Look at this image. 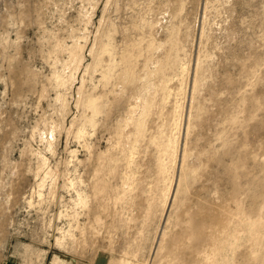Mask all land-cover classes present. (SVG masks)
Instances as JSON below:
<instances>
[{
	"label": "rangeland",
	"instance_id": "374dc122",
	"mask_svg": "<svg viewBox=\"0 0 264 264\" xmlns=\"http://www.w3.org/2000/svg\"><path fill=\"white\" fill-rule=\"evenodd\" d=\"M0 264H264V0H0Z\"/></svg>",
	"mask_w": 264,
	"mask_h": 264
}]
</instances>
